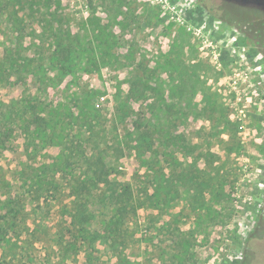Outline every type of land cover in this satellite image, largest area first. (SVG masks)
<instances>
[{"label": "rangeland", "instance_id": "obj_1", "mask_svg": "<svg viewBox=\"0 0 264 264\" xmlns=\"http://www.w3.org/2000/svg\"><path fill=\"white\" fill-rule=\"evenodd\" d=\"M0 2V113L25 101L44 116L53 101L57 140L67 113L93 118L85 166L104 156L110 179L144 202L110 225L115 208L80 221L69 199L22 206L21 174L45 159L24 156L20 133L0 154L17 195L4 210L19 212L0 264H264V0ZM58 176L75 193L76 172Z\"/></svg>", "mask_w": 264, "mask_h": 264}, {"label": "trees", "instance_id": "obj_2", "mask_svg": "<svg viewBox=\"0 0 264 264\" xmlns=\"http://www.w3.org/2000/svg\"><path fill=\"white\" fill-rule=\"evenodd\" d=\"M5 7V4L0 2V20L4 16L3 8ZM62 42L63 40L61 37L55 39L58 48L62 46ZM10 57L12 58L10 68L16 71L17 61L11 54ZM89 101L91 104V100ZM25 106L26 108L24 109L23 107ZM90 107L91 117L92 115L95 116L98 109L92 106ZM2 109L0 113L2 119L0 120V154L10 148V142L15 141L17 135L22 136L20 133H23L25 135L22 145L24 156H27L29 159H36V152L42 151L41 156L45 159L39 162L38 165L31 164V166H29L26 171L24 169L21 174V177L24 176L26 183H28L27 189L21 186V188L25 190L24 193H28V196L24 198L25 202H22V206L28 205V202H30V208H46V205H51V202H55L58 206L62 207L64 205L63 202H68L69 199L72 206L71 208H85L82 214L79 210V213L75 216V219L77 218L80 221H85L87 219L88 208H95L94 211H96L97 208H115V212H113L111 219H109L110 221H106L107 225H110V222H125V220H127L126 218L129 216L130 209L134 208L133 213H135V208L142 207L141 204L144 202H141L139 200L140 198L136 199L131 183L114 182L110 179L111 172H107L105 169L108 165L105 162L104 156L98 157V165L87 164V166H85V163L88 161L87 159L91 158L87 156L88 153H85L86 149L84 147H86L85 144L88 143V140L94 136V130H92L90 126L92 125L91 121H93V118H91V121H81L79 114L74 116L72 112L69 114L67 113L69 119L68 122L64 124H67L66 128L68 131L64 133L61 138L62 140H57L58 138L55 136L54 128L59 122L55 121L54 123H50L48 121L57 110V105L53 103V101L43 105L41 111H45L44 116L35 113V104L28 105L25 101L2 105ZM81 109L84 111V108L81 107ZM26 116L29 119V123L22 121V119H27ZM31 123L34 124L33 129L29 128L31 127ZM139 128H141V126H139ZM72 130L74 132H72ZM138 135L141 139L143 137V139L135 149H137V154L140 155L139 157H143V151H145L144 149L148 145L149 140L145 138L147 134L143 133V131H139ZM51 147H59L60 154L58 158L61 159L62 156L61 160H57L50 156L49 158L52 160L50 162L46 160L49 154L43 151ZM90 151L92 150L90 149ZM76 158L78 160H76ZM82 159H84V162H82ZM72 170L76 172V178L73 179L71 186L75 193L72 195H65L62 193V176L58 175L61 172L67 173ZM0 171L4 176L5 173L2 166H0ZM8 179L5 176L2 177L3 181L1 187L4 189V196L7 198L1 201L3 205L1 204L0 208L3 210L4 208H16V200L12 197L17 196L12 192V186L14 184H12V180ZM49 193H52L51 196ZM138 201H140L141 204H138ZM3 212L2 216H0L1 238L15 232L18 227L16 220L19 219V212L17 210L12 211L5 209Z\"/></svg>", "mask_w": 264, "mask_h": 264}, {"label": "built area", "instance_id": "obj_3", "mask_svg": "<svg viewBox=\"0 0 264 264\" xmlns=\"http://www.w3.org/2000/svg\"><path fill=\"white\" fill-rule=\"evenodd\" d=\"M99 105V104H98Z\"/></svg>", "mask_w": 264, "mask_h": 264}]
</instances>
